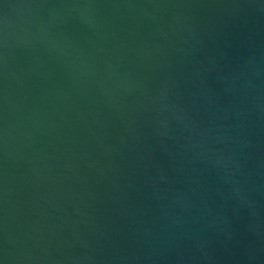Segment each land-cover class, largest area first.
<instances>
[{"label": "water", "instance_id": "1", "mask_svg": "<svg viewBox=\"0 0 264 264\" xmlns=\"http://www.w3.org/2000/svg\"><path fill=\"white\" fill-rule=\"evenodd\" d=\"M0 264H264V0H0Z\"/></svg>", "mask_w": 264, "mask_h": 264}]
</instances>
